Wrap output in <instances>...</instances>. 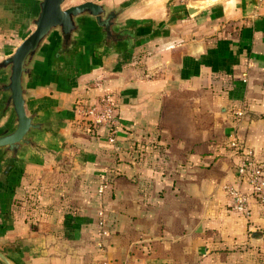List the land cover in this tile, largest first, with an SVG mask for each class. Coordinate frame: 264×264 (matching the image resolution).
Returning a JSON list of instances; mask_svg holds the SVG:
<instances>
[{"label": "crops", "instance_id": "1", "mask_svg": "<svg viewBox=\"0 0 264 264\" xmlns=\"http://www.w3.org/2000/svg\"><path fill=\"white\" fill-rule=\"evenodd\" d=\"M86 1L134 2L126 26L155 35L137 42L122 72L112 71L117 52L103 57L94 41L70 77L39 70L30 106L45 103L44 117L58 123L0 182V249L19 264H264L260 204L236 181L241 150L229 144L236 137L264 160V0L74 5ZM190 5L202 8L190 16ZM9 23L0 17V60L31 33ZM104 91L118 151L74 112ZM102 175L109 185L98 195ZM227 182L249 196L248 214L234 209Z\"/></svg>", "mask_w": 264, "mask_h": 264}, {"label": "water", "instance_id": "2", "mask_svg": "<svg viewBox=\"0 0 264 264\" xmlns=\"http://www.w3.org/2000/svg\"><path fill=\"white\" fill-rule=\"evenodd\" d=\"M70 0H0V17L31 33L0 60V182L19 168L25 156L40 150L41 139L55 135L56 118H45V103L30 106L31 86L39 70L70 77L77 52L89 42L103 57L117 52L113 72L132 58L137 42L156 30L127 27L123 20L135 5L108 6L94 1L68 6ZM202 7L190 5V16ZM0 264H19L0 249Z\"/></svg>", "mask_w": 264, "mask_h": 264}, {"label": "built area", "instance_id": "3", "mask_svg": "<svg viewBox=\"0 0 264 264\" xmlns=\"http://www.w3.org/2000/svg\"><path fill=\"white\" fill-rule=\"evenodd\" d=\"M115 102L110 91H104L98 100L90 105H79L74 108V112L78 119L88 122L91 127H102L106 131V139L119 150L116 145L115 134L118 127V120L114 114ZM236 116L241 117L243 112L235 111ZM230 146L241 150V157L236 169V181L246 180L251 187L252 194L257 198L260 204L261 215L264 218V160H258L249 150L241 148L240 141L236 137H232ZM109 185L108 176L102 175L100 184L97 187L98 195H102ZM223 190L231 199L233 207L236 211L249 213V196L243 192L237 185L227 182L223 185ZM104 209L98 212L100 217L98 221V236L103 238L108 235V231L104 226ZM104 264H108L105 262Z\"/></svg>", "mask_w": 264, "mask_h": 264}, {"label": "trees", "instance_id": "4", "mask_svg": "<svg viewBox=\"0 0 264 264\" xmlns=\"http://www.w3.org/2000/svg\"><path fill=\"white\" fill-rule=\"evenodd\" d=\"M34 194H35V192H33V193H28V194H27V197H26L27 202H29V203L31 202V203H32V201L35 200V199L32 198ZM28 195H29V196H28ZM22 201H23V200H20L19 202H16V200H15V201H12V202H13V203H12V206H15V205H16L17 208L24 207ZM35 201H37V200H35Z\"/></svg>", "mask_w": 264, "mask_h": 264}, {"label": "rangeland", "instance_id": "5", "mask_svg": "<svg viewBox=\"0 0 264 264\" xmlns=\"http://www.w3.org/2000/svg\"><path fill=\"white\" fill-rule=\"evenodd\" d=\"M74 3H76V0H70L67 7L74 5ZM9 24H12V23H9Z\"/></svg>", "mask_w": 264, "mask_h": 264}]
</instances>
